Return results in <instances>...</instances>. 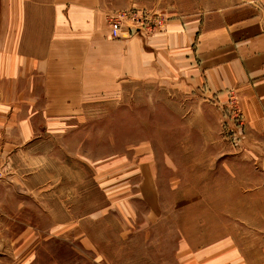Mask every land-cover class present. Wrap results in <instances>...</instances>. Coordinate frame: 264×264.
Here are the masks:
<instances>
[{
    "label": "rangeland",
    "instance_id": "1",
    "mask_svg": "<svg viewBox=\"0 0 264 264\" xmlns=\"http://www.w3.org/2000/svg\"><path fill=\"white\" fill-rule=\"evenodd\" d=\"M231 1L98 4L111 41L144 42ZM165 76L91 88L0 166V264H264L263 112Z\"/></svg>",
    "mask_w": 264,
    "mask_h": 264
},
{
    "label": "crops",
    "instance_id": "2",
    "mask_svg": "<svg viewBox=\"0 0 264 264\" xmlns=\"http://www.w3.org/2000/svg\"><path fill=\"white\" fill-rule=\"evenodd\" d=\"M1 1L0 166L44 138L47 120L77 113L91 88L126 75L164 70L165 82L219 104L235 92L248 118L264 116V0L173 18L144 42L111 41L98 0Z\"/></svg>",
    "mask_w": 264,
    "mask_h": 264
},
{
    "label": "built area",
    "instance_id": "3",
    "mask_svg": "<svg viewBox=\"0 0 264 264\" xmlns=\"http://www.w3.org/2000/svg\"><path fill=\"white\" fill-rule=\"evenodd\" d=\"M112 29V28H111ZM112 31L114 32V34L116 35L117 34V32H118V30H117V28L116 27H114L113 29H112Z\"/></svg>",
    "mask_w": 264,
    "mask_h": 264
}]
</instances>
